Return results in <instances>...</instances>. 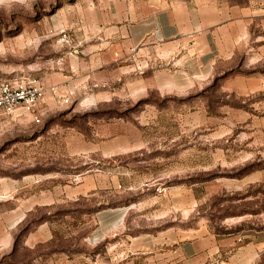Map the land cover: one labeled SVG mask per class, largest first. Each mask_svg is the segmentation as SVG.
Here are the masks:
<instances>
[{
    "label": "rangeland",
    "instance_id": "rangeland-1",
    "mask_svg": "<svg viewBox=\"0 0 264 264\" xmlns=\"http://www.w3.org/2000/svg\"><path fill=\"white\" fill-rule=\"evenodd\" d=\"M81 1L0 0V82L44 88L38 122L0 112V179L32 176L53 199L0 264H170L160 234L264 232V61L240 58L188 94L137 93L136 52L125 80L74 62L91 45ZM60 77L57 97L41 81Z\"/></svg>",
    "mask_w": 264,
    "mask_h": 264
},
{
    "label": "crops",
    "instance_id": "crops-1",
    "mask_svg": "<svg viewBox=\"0 0 264 264\" xmlns=\"http://www.w3.org/2000/svg\"><path fill=\"white\" fill-rule=\"evenodd\" d=\"M78 5L91 45L74 62L107 80H125L135 72L128 60L136 52L134 59L141 63L137 93L188 94L240 58L248 65L264 61V0H88ZM41 82L60 95L61 77ZM36 182L32 176L0 179V256L11 248L17 225L35 207L53 202L49 189L43 183L35 189ZM43 226L25 235L27 250L44 242ZM154 248L170 264H255L264 254V232L219 239L167 232L155 238Z\"/></svg>",
    "mask_w": 264,
    "mask_h": 264
},
{
    "label": "built area",
    "instance_id": "built-area-1",
    "mask_svg": "<svg viewBox=\"0 0 264 264\" xmlns=\"http://www.w3.org/2000/svg\"><path fill=\"white\" fill-rule=\"evenodd\" d=\"M43 103L44 88L36 78L19 75L0 82V112L4 115H31L38 122Z\"/></svg>",
    "mask_w": 264,
    "mask_h": 264
}]
</instances>
